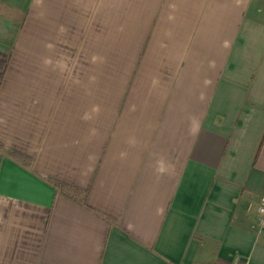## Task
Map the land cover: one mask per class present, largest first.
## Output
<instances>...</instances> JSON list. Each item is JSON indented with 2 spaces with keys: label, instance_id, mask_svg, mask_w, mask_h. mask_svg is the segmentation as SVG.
<instances>
[{
  "label": "crops",
  "instance_id": "obj_1",
  "mask_svg": "<svg viewBox=\"0 0 264 264\" xmlns=\"http://www.w3.org/2000/svg\"><path fill=\"white\" fill-rule=\"evenodd\" d=\"M262 198L264 0H0V264H264Z\"/></svg>",
  "mask_w": 264,
  "mask_h": 264
},
{
  "label": "built area",
  "instance_id": "obj_2",
  "mask_svg": "<svg viewBox=\"0 0 264 264\" xmlns=\"http://www.w3.org/2000/svg\"><path fill=\"white\" fill-rule=\"evenodd\" d=\"M258 214L260 217V225L264 228V198L261 199L260 205L258 207Z\"/></svg>",
  "mask_w": 264,
  "mask_h": 264
},
{
  "label": "trees",
  "instance_id": "obj_3",
  "mask_svg": "<svg viewBox=\"0 0 264 264\" xmlns=\"http://www.w3.org/2000/svg\"><path fill=\"white\" fill-rule=\"evenodd\" d=\"M61 187H63V188H67V190H68L69 192H72V193H74L75 195H79V194H80V192L75 191L74 189H72V188H70V187H64L63 185H61Z\"/></svg>",
  "mask_w": 264,
  "mask_h": 264
},
{
  "label": "clouds",
  "instance_id": "obj_4",
  "mask_svg": "<svg viewBox=\"0 0 264 264\" xmlns=\"http://www.w3.org/2000/svg\"><path fill=\"white\" fill-rule=\"evenodd\" d=\"M161 170H163V169H161Z\"/></svg>",
  "mask_w": 264,
  "mask_h": 264
}]
</instances>
